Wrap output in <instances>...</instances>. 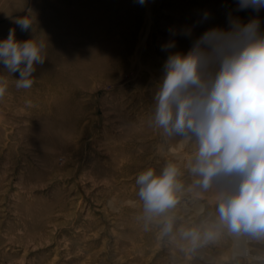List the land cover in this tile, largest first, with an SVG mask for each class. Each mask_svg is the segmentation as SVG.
I'll use <instances>...</instances> for the list:
<instances>
[{"label":"rangeland","instance_id":"374dc122","mask_svg":"<svg viewBox=\"0 0 264 264\" xmlns=\"http://www.w3.org/2000/svg\"><path fill=\"white\" fill-rule=\"evenodd\" d=\"M67 1L0 0V40L15 29L45 45L28 89L0 65V264H264V238L219 221L229 185H196L195 139L165 136L151 119L169 29L196 25L191 38L175 37L186 52L230 11L256 14L236 12V0ZM27 14L32 30L21 31L14 21ZM168 164L179 170L177 204L148 214L136 178ZM192 229L195 245L181 235ZM206 230L219 235L205 242Z\"/></svg>","mask_w":264,"mask_h":264},{"label":"clouds","instance_id":"9594fccd","mask_svg":"<svg viewBox=\"0 0 264 264\" xmlns=\"http://www.w3.org/2000/svg\"><path fill=\"white\" fill-rule=\"evenodd\" d=\"M147 0H137L141 6ZM251 10L256 15L246 21L230 11L226 26L204 30L192 40L185 52L175 50V37L191 38L195 24L169 29L170 39L161 45L167 53L162 74L152 96V123L165 136L194 138L197 151L192 174L196 185L207 190L214 179L224 180L229 191L222 193L218 205L219 221L233 234L264 238V21L259 13L264 0H236V12ZM203 12L198 23L206 22ZM21 31L32 30L27 14L15 19ZM45 45L34 39L19 41L15 29L0 40V65L13 76L17 89L33 85V74L43 65ZM7 80L0 76V98ZM179 170L168 164L160 175L149 168L136 183L145 212L160 215L175 207L182 185ZM168 221L164 233H171ZM193 245L201 239L195 229L183 231ZM218 232L206 230L204 241L215 239Z\"/></svg>","mask_w":264,"mask_h":264},{"label":"bare ground","instance_id":"6f19581e","mask_svg":"<svg viewBox=\"0 0 264 264\" xmlns=\"http://www.w3.org/2000/svg\"><path fill=\"white\" fill-rule=\"evenodd\" d=\"M69 1V2H68ZM67 2L70 3V0H68ZM80 1V0H79ZM78 1V2H79ZM90 1V0H89ZM85 2V1H84ZM88 3V1H86ZM83 3V2H82ZM77 4V3H76ZM82 5V4H81ZM85 6H87L85 3H84ZM93 4H90V7L92 6ZM86 8V7H85ZM191 200V199H190Z\"/></svg>","mask_w":264,"mask_h":264}]
</instances>
